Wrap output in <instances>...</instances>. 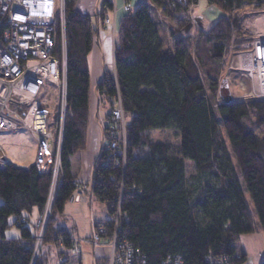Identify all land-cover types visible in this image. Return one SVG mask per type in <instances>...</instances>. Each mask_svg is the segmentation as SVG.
<instances>
[{"label": "trees", "instance_id": "obj_1", "mask_svg": "<svg viewBox=\"0 0 264 264\" xmlns=\"http://www.w3.org/2000/svg\"><path fill=\"white\" fill-rule=\"evenodd\" d=\"M199 1L139 3L121 23L115 79L106 74L96 89L109 112L120 98L128 122V145L125 165L122 160L116 163L120 156L114 157L113 151L100 150L91 193L107 214L120 213V233L145 256L147 264H162L169 256H180L184 264H207L209 256H226L233 264H243L247 257L236 254V243L257 231L256 218L264 233L260 102H216L227 58L233 47L237 51L244 42L246 13L262 10L264 0H206L222 16L210 30L199 31L194 42L178 31L188 27L190 8ZM77 3L67 0L66 4L68 115L61 184L34 264H51L48 251L55 247L60 255H68L74 240L59 226V217L83 185L73 174L72 158L87 148L89 58L98 32L97 19L79 13ZM101 5L100 17L109 18L114 0H101ZM165 130L176 131V147L148 137L150 132ZM188 162L194 166L189 175ZM51 185L52 173L40 172L35 164L25 169L13 164L0 167V264L32 263L37 222ZM11 217H16L14 224ZM13 226L21 231L19 240L7 238Z\"/></svg>", "mask_w": 264, "mask_h": 264}, {"label": "built area", "instance_id": "obj_2", "mask_svg": "<svg viewBox=\"0 0 264 264\" xmlns=\"http://www.w3.org/2000/svg\"><path fill=\"white\" fill-rule=\"evenodd\" d=\"M66 4L67 0H0V136L30 132L38 142L35 166L40 172L52 173L48 201L37 222L31 264L39 258L61 184V155L68 115ZM123 9L129 14L133 7L130 2H125ZM103 23L107 29L111 27L110 18L104 19ZM229 71L251 85V90L238 101L264 102V8L247 16L244 42ZM240 86L245 89L243 82ZM127 126L121 100L117 97L110 116L103 122L106 133L101 148L113 151L114 157L119 155L121 159L116 163L122 160L124 165ZM9 164H12L11 160L0 145V167ZM86 190L87 185L79 186L72 200L86 199ZM119 218V212L116 216L106 213L102 220L93 217L90 238L74 239L70 255L60 257L59 264H67L70 259L80 261L84 246L108 248L107 264H147L145 256L120 233ZM162 264L184 263L180 256H169ZM207 264L233 262L226 256H209Z\"/></svg>", "mask_w": 264, "mask_h": 264}, {"label": "crops", "instance_id": "obj_3", "mask_svg": "<svg viewBox=\"0 0 264 264\" xmlns=\"http://www.w3.org/2000/svg\"><path fill=\"white\" fill-rule=\"evenodd\" d=\"M142 1L146 0H129L132 7H136ZM124 3L125 0L114 1L115 9L109 17L111 19V29L120 31L122 20L127 15L123 9ZM101 6V0H78L77 3V10L79 13L97 19L98 32L89 58L91 75L90 84L93 80L94 97L92 107H90L87 148L72 158L73 174L77 177V180L80 183L88 186L87 197L80 202H74L71 198L69 202L66 203L63 214L60 215V217L65 219L68 223L63 225L59 220V226L66 230L72 239L90 237L92 234V217H99V215L95 214L93 211V204L98 202H96L91 193V184L93 181V169L102 144V125L109 109L103 115L101 109L103 106H101V101L97 95L96 89L97 85L102 81L106 74L115 77V47L116 43L119 42L118 38L113 36L111 29L109 27V29H107L104 25L103 20L97 18L99 11H101ZM206 12H208L210 18H213L215 15L214 12L210 11L208 8L205 10V13ZM179 36L183 38L186 37V35ZM86 206L88 207V211L86 210ZM83 216H85V219L88 222L87 228L80 226L81 222L78 219ZM256 224L258 226L257 231L253 234L242 236L240 241L235 245L236 254L238 256L247 257L243 264L264 263V233L259 226L257 218ZM12 228H15V230H12ZM12 228L11 230L9 229L10 235H8L7 232V238L19 240L21 238V231L14 226ZM107 255V249H94L93 247L84 246L81 261L74 262V264H97L99 260H105Z\"/></svg>", "mask_w": 264, "mask_h": 264}, {"label": "rangeland", "instance_id": "obj_4", "mask_svg": "<svg viewBox=\"0 0 264 264\" xmlns=\"http://www.w3.org/2000/svg\"><path fill=\"white\" fill-rule=\"evenodd\" d=\"M207 8L210 11L214 12L215 15L213 16V18L209 17V14H208L209 11L205 13V10ZM135 9H136V7L133 6L132 11L134 12ZM253 11L254 10H249L246 13L245 21H246L247 16ZM97 16L99 17L98 19H102L100 17L101 14H98ZM221 16H222V13L218 9H216L214 7H210L207 4L206 0H200L198 3V6L190 8V20H191L190 24L188 25V27L186 29L182 30L181 32L178 31V34L179 35H186L187 38L191 36L192 40L194 41L195 40L194 37H197V35L199 34L198 33L199 31L210 30L211 27L221 18ZM103 21H104V19H103ZM113 30H115V32H113ZM111 32H112L113 36L118 38V41H119L120 31H118L116 29H111ZM243 33H244V29H243ZM194 45L192 44V46H194ZM236 53H237V51L233 47L232 52L229 54L230 56L227 58V61L225 64L226 67L224 68V71L219 78L217 88H216L217 89V92H216L217 93L216 94L217 95V98H216L217 104H219V102L222 101V98L220 96V91L222 90L221 88H223V87H225V88H227V90H229L230 96L233 100H238L240 97H243L244 94H246L247 92H249L251 90V85L247 81H241V78L237 74L229 71V67L232 64H234V62H236ZM229 80H231V81H229ZM241 82H243L245 85L244 90L240 86ZM204 83H205V87L207 89L206 93H207V95H210L212 92L209 90V89H211L209 86V83L206 79L204 80ZM45 90H47V89H45ZM93 95H94V85H93V80H92L91 81V90H90V107H92V101H93V97H94ZM42 97H44L43 92H42ZM259 102L260 103L258 104V116H259L258 117V123L260 126H264V102L263 101H259ZM101 106H103L101 109H102V113L104 115V113L108 110V107H106L104 105H101ZM106 119H107V117L104 119L103 122H105ZM105 133H106V130H104L103 125H102V142L104 140ZM148 137L154 143L168 144L172 147H176L179 143L177 133H176V131H173V130L156 131V132L153 131V132L148 133ZM0 145L4 148L9 159L11 160V163L14 166H16L18 168L25 169V168H28L35 163L37 149H38V142L36 141V139L32 136V134L30 132L20 131L17 133L3 134L0 136ZM101 149L102 148H100V150ZM98 156H99V153H98ZM187 171H188V175L194 173L193 164L188 162ZM87 192H88V190H86V192H85L86 197H87ZM247 200H248V203H249L253 213L256 215L255 207H254L249 195H247ZM1 203H2V200L0 198V204ZM93 205H94L93 211L95 212V214L99 215V217H98L99 220L104 219L106 216V211H105V208L103 207V205H101L100 203H94ZM86 210L88 211L87 206H86ZM15 220H16V217H11L10 218L11 224L14 223ZM59 220H60V223L63 225H65V223H68L65 219H63L61 217L59 218ZM78 220L81 222L80 223L81 227L87 228L88 222L85 219V216H83L82 218H80ZM89 227H90V225H89ZM10 230L8 231V235H10ZM12 230H15V228H12ZM92 231H93V229H92ZM35 233H36V231H35ZM81 238L87 239L90 237H81ZM77 239H79V238H77ZM103 247H100V248L104 249ZM63 248H64V246H63ZM94 249H96V248H94ZM105 249H107V251L109 253V249L108 248H105ZM48 252H49V258L51 259V264H59V258L60 257L63 258L64 256H66L63 254L60 255L58 253L57 247H55L53 249V251H48ZM67 252H69V251H67ZM68 255H70V252L68 253ZM73 261L77 262V260H73Z\"/></svg>", "mask_w": 264, "mask_h": 264}, {"label": "water", "instance_id": "obj_5", "mask_svg": "<svg viewBox=\"0 0 264 264\" xmlns=\"http://www.w3.org/2000/svg\"><path fill=\"white\" fill-rule=\"evenodd\" d=\"M222 90L220 91V96L225 102H229L232 100L229 90L227 88L223 87L221 88Z\"/></svg>", "mask_w": 264, "mask_h": 264}, {"label": "bare ground", "instance_id": "obj_6", "mask_svg": "<svg viewBox=\"0 0 264 264\" xmlns=\"http://www.w3.org/2000/svg\"><path fill=\"white\" fill-rule=\"evenodd\" d=\"M100 13H101V11H100Z\"/></svg>", "mask_w": 264, "mask_h": 264}]
</instances>
